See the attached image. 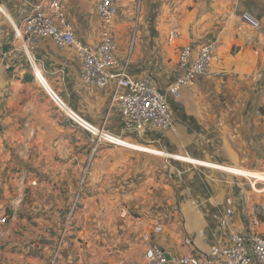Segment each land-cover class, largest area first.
Masks as SVG:
<instances>
[{"label":"crops","instance_id":"1","mask_svg":"<svg viewBox=\"0 0 264 264\" xmlns=\"http://www.w3.org/2000/svg\"><path fill=\"white\" fill-rule=\"evenodd\" d=\"M22 2L0 0L12 17ZM97 2L63 4L75 35L89 46L101 31ZM171 30L178 37L168 41ZM112 31L117 66L126 62L130 76L151 77L162 91L180 72L181 46L195 56L215 42L219 62L212 76L168 97L173 131L144 126L136 133L127 115L109 106L110 87L83 81L72 49L34 39L25 53L17 41L3 43L0 264H148L150 245L221 264L211 252L228 240L220 216L232 209L230 226L244 231L254 204H264V190L253 192L246 181V173L264 170V0H120ZM34 67L99 132L65 117ZM102 132L128 145L106 142ZM257 218L264 232V214Z\"/></svg>","mask_w":264,"mask_h":264},{"label":"built area","instance_id":"2","mask_svg":"<svg viewBox=\"0 0 264 264\" xmlns=\"http://www.w3.org/2000/svg\"><path fill=\"white\" fill-rule=\"evenodd\" d=\"M22 1V6L13 17L14 24H11L14 41L21 45L25 53L28 42L34 39H49L60 49H72L83 69V81L96 88L110 87L109 106H118L127 115L132 123L131 128L136 133L144 126L164 132L173 131L174 121L168 97L177 99L183 88L194 85L200 77L212 76L213 67L219 62L215 42L202 45L195 56L190 45L181 46L177 55L180 72L162 91L151 77L130 76L126 70V62L120 66L116 64L117 42L112 25L120 0H98L96 13L101 23V31L98 41L93 46L82 42L67 22L63 4L69 0H39L34 3ZM242 19L253 27L260 28V22L248 13H243ZM177 37L174 30L168 33V41H173ZM31 63L33 66V61ZM33 71L36 79L46 86L48 94L65 117L90 133L99 132L77 117L57 94L47 87L43 75L35 67ZM261 91L264 104V82ZM101 134L104 141L120 145L117 139L121 138L103 132ZM258 174L256 178H247L249 188L253 192L264 190V170L258 171ZM32 184H35V181ZM252 211L249 216V227L244 231L230 226L228 217L233 214L232 209H226L220 216V228L227 233L228 240L224 245L212 247L211 252L219 255L221 264H264V232L257 230V215L264 214V204H254ZM5 221V216L0 217L1 223ZM185 241L189 245V240ZM145 258L148 264H204L198 255L188 253L172 255L157 245L148 247Z\"/></svg>","mask_w":264,"mask_h":264},{"label":"rangeland","instance_id":"3","mask_svg":"<svg viewBox=\"0 0 264 264\" xmlns=\"http://www.w3.org/2000/svg\"><path fill=\"white\" fill-rule=\"evenodd\" d=\"M8 16H11L9 11L6 10L5 7H3L0 4V50L2 48L3 43H6L7 41L8 42L9 41L13 42V40H14V38H13V29L11 27L12 23H11V21H10ZM11 18H13V17L11 16ZM19 47H20V45H19ZM120 144L121 145H128L127 142H125V141H123ZM130 147H133L134 149L139 150V151H157L156 149L152 150V149H150L148 147H143V146H139V145H132L131 144ZM246 174L248 175L249 179H251V178L253 179V178H256V177L259 176L258 172L246 173ZM242 178L246 179L244 177H242ZM246 181H247V179H246Z\"/></svg>","mask_w":264,"mask_h":264},{"label":"bare ground","instance_id":"4","mask_svg":"<svg viewBox=\"0 0 264 264\" xmlns=\"http://www.w3.org/2000/svg\"><path fill=\"white\" fill-rule=\"evenodd\" d=\"M19 33V32H18Z\"/></svg>","mask_w":264,"mask_h":264}]
</instances>
